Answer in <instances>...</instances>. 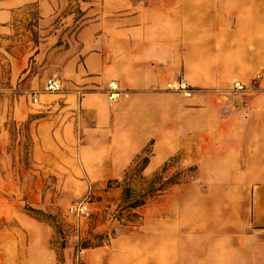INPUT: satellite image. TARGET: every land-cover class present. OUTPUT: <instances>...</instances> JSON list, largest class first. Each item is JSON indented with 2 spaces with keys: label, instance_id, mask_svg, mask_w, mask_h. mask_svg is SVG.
<instances>
[{
  "label": "crops",
  "instance_id": "1",
  "mask_svg": "<svg viewBox=\"0 0 264 264\" xmlns=\"http://www.w3.org/2000/svg\"><path fill=\"white\" fill-rule=\"evenodd\" d=\"M43 68L62 88L37 102L35 160H73L70 182L103 183L150 146L143 173H194L152 197L149 226L91 242L84 264H264V0H0V90ZM12 228L0 264H20ZM24 230L29 264H57L47 227Z\"/></svg>",
  "mask_w": 264,
  "mask_h": 264
},
{
  "label": "rangeland",
  "instance_id": "2",
  "mask_svg": "<svg viewBox=\"0 0 264 264\" xmlns=\"http://www.w3.org/2000/svg\"><path fill=\"white\" fill-rule=\"evenodd\" d=\"M64 11L70 12L76 19L83 14L72 2ZM39 70L33 72L23 88L12 85L8 87L4 83V88L0 90V113L5 115L0 132H6L5 140L1 138L4 144L0 142V170L4 178L0 182V227H13L15 230L13 254L20 264L27 261L29 264L30 259L39 255L33 231V236L27 237L30 232L25 231L24 227L31 230L36 227L35 232L47 227L48 230L43 231L49 237L47 250L51 256L56 255L57 264H84V248L80 245L85 240H90V244H105L110 236H115L123 228L132 230L149 226L147 218H150L152 198L140 206L139 211L136 210L141 216L138 222L134 219L128 221L126 216L121 221L115 218V213L122 204V186L126 182L132 191L139 193L147 189V180L151 178L160 179L162 182H158L161 184L168 177L190 180L194 173L189 168L183 169L175 164L173 167L168 165L149 173H143L131 166L126 174L129 181H124V173L116 178L118 184L109 182L113 180L109 178L103 183L84 181L82 177L83 182H70L72 165L69 164L73 160H53L51 164L47 162L48 166L35 160L30 154L36 144L35 119L45 113V108L40 105L44 96L42 93H52L44 89V82L49 77H58L55 71L44 68ZM33 95H37L40 104L32 101ZM16 104L28 115L26 118L17 120L13 117L12 110ZM147 148L150 149V146ZM143 155L144 151L140 158ZM167 186L169 187L163 192L171 188V184ZM28 206L40 210L44 215L29 212L26 210ZM52 216L53 221L59 223L58 227L53 226ZM143 217L146 218L145 222ZM1 251V254L8 253L5 246Z\"/></svg>",
  "mask_w": 264,
  "mask_h": 264
},
{
  "label": "trees",
  "instance_id": "3",
  "mask_svg": "<svg viewBox=\"0 0 264 264\" xmlns=\"http://www.w3.org/2000/svg\"><path fill=\"white\" fill-rule=\"evenodd\" d=\"M150 154V149L146 148L144 150V155L142 158H140V155L137 156L133 162V168L137 169L139 171H142L144 169V167L147 165L148 163V155ZM132 168V170H133ZM129 172V170H127V172H125V177H124V181H129V178H126V174ZM117 179H113V180H109V182H117ZM149 182H147V189L142 190L139 193H136V191H132V189L130 188L128 182H126L125 185L122 186V194H121V206L118 209V211H116L115 213V218L117 220H122L124 218V216L128 217V221L131 220H135V221H139L141 219L140 214L136 211L137 208H139L140 206H143L147 200H149L150 198H152L155 195L160 194L161 192H163V190L167 189L169 186L166 187V185H173L175 183L178 182L177 179L172 178V177H168L165 181H163V183H159L161 180L160 179H154L151 178L150 180H147ZM159 181V182H158ZM162 182V181H161ZM110 185H108L109 187ZM26 210H28L29 212L34 213H38L41 216L44 215V213H41L40 210L34 209L30 206L26 207ZM48 216H50V214H48ZM53 216H52V224L55 227H58L59 223H57L56 221H53ZM90 245V240H85L83 243H81L80 247L81 248H86L87 246ZM61 246L63 247V243H61Z\"/></svg>",
  "mask_w": 264,
  "mask_h": 264
},
{
  "label": "built area",
  "instance_id": "4",
  "mask_svg": "<svg viewBox=\"0 0 264 264\" xmlns=\"http://www.w3.org/2000/svg\"><path fill=\"white\" fill-rule=\"evenodd\" d=\"M169 88L177 89L183 91V93H188L189 91L183 86L181 83L178 84H169ZM234 87L236 89L243 90L245 86L239 82L234 83ZM62 88V84L59 78L57 77H49L45 81L44 89L48 92H56ZM121 94V89L118 87L117 83L114 80L108 82L107 95L109 100H116ZM37 95H33L32 101L38 102Z\"/></svg>",
  "mask_w": 264,
  "mask_h": 264
}]
</instances>
